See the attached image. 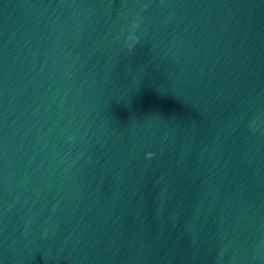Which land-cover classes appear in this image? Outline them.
Instances as JSON below:
<instances>
[{"label": "water", "instance_id": "water-1", "mask_svg": "<svg viewBox=\"0 0 264 264\" xmlns=\"http://www.w3.org/2000/svg\"><path fill=\"white\" fill-rule=\"evenodd\" d=\"M0 264H264V0H0Z\"/></svg>", "mask_w": 264, "mask_h": 264}, {"label": "clouds", "instance_id": "clouds-1", "mask_svg": "<svg viewBox=\"0 0 264 264\" xmlns=\"http://www.w3.org/2000/svg\"><path fill=\"white\" fill-rule=\"evenodd\" d=\"M137 26H138V25L135 24V23L132 25L133 28H135V27H137ZM131 38H132L131 40H132L133 42H135L136 38H135L134 36L131 37ZM129 48H131V45H129ZM69 139H72V138H69ZM152 155H153L152 153H148L147 156H146V158L151 159V158H152Z\"/></svg>", "mask_w": 264, "mask_h": 264}]
</instances>
